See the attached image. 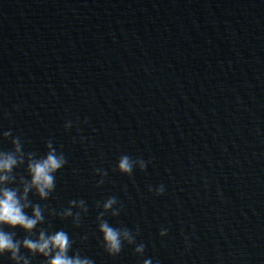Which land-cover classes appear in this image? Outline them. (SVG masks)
<instances>
[{"label": "water", "instance_id": "1", "mask_svg": "<svg viewBox=\"0 0 264 264\" xmlns=\"http://www.w3.org/2000/svg\"><path fill=\"white\" fill-rule=\"evenodd\" d=\"M2 131L25 162L47 141L66 159L47 200L28 195L43 223L5 227L14 240L64 230L94 264H264V0H0ZM108 197L102 219L132 239L117 256L97 231Z\"/></svg>", "mask_w": 264, "mask_h": 264}, {"label": "clouds", "instance_id": "2", "mask_svg": "<svg viewBox=\"0 0 264 264\" xmlns=\"http://www.w3.org/2000/svg\"><path fill=\"white\" fill-rule=\"evenodd\" d=\"M71 122H66L64 128L67 130ZM10 131L0 132V140H8ZM10 143L11 150L0 151V257L8 254L9 260L13 264H19V249L24 248L29 254L39 255L44 258L45 264H94L88 258H81L78 254L68 255L71 241L68 233L64 230H57L46 234L40 230L35 239L25 237L21 240H14L13 234L4 231V228L22 229L26 233H31L38 224L43 223L44 217L42 209L38 204L29 201L28 195L33 192L39 200H47L55 188V174L66 164L63 152H58L53 147L51 141L45 143L46 153L41 158H35L32 153H28L25 159L22 158V144L19 137L12 136ZM133 161L128 155H121L116 164V170L123 175H131ZM25 165L27 179L23 177L19 181V187H9L16 183L13 170L19 165ZM144 161L140 162V170L146 168ZM98 171V170H96ZM102 183V181H100ZM148 190L159 196L164 192V186L158 185L155 189L149 186ZM76 201H69V209L62 213L63 218L72 216L71 206ZM117 203L115 197H108L102 204V211L97 219L100 220L97 231L103 243L104 251L109 256H117L121 252L124 242L132 243V239L127 229L120 230L112 227L106 220L102 219L104 212H111L112 216L118 215V209L113 206ZM84 201L80 200L79 205L83 206ZM31 207L29 215L27 209ZM166 229H162L159 235L163 237ZM134 253L141 254L144 251V244L141 243L133 249ZM23 264H29L27 259ZM142 264H151L150 259H144Z\"/></svg>", "mask_w": 264, "mask_h": 264}]
</instances>
